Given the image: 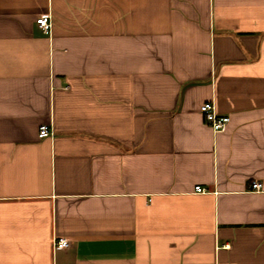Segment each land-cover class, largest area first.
Segmentation results:
<instances>
[{"label":"crops","instance_id":"0c3cea01","mask_svg":"<svg viewBox=\"0 0 264 264\" xmlns=\"http://www.w3.org/2000/svg\"><path fill=\"white\" fill-rule=\"evenodd\" d=\"M0 264H264V0H0Z\"/></svg>","mask_w":264,"mask_h":264},{"label":"built area","instance_id":"2783aa9c","mask_svg":"<svg viewBox=\"0 0 264 264\" xmlns=\"http://www.w3.org/2000/svg\"><path fill=\"white\" fill-rule=\"evenodd\" d=\"M38 25L46 32L50 31L52 27L51 14H41L37 17ZM200 111L202 112L205 121L215 130H222L227 127L231 120L229 114L221 113L218 111L215 101L208 100L201 104ZM54 134V130L49 124H41L39 126L38 135L40 137L51 136ZM252 187L254 189H261L262 183L258 180L252 181ZM195 190L197 192H204L205 188L201 185H196ZM70 245V241L64 236H56L54 239L55 248H63Z\"/></svg>","mask_w":264,"mask_h":264}]
</instances>
